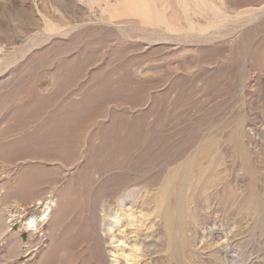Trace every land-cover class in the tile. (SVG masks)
Here are the masks:
<instances>
[{
    "label": "rangeland",
    "instance_id": "374dc122",
    "mask_svg": "<svg viewBox=\"0 0 264 264\" xmlns=\"http://www.w3.org/2000/svg\"><path fill=\"white\" fill-rule=\"evenodd\" d=\"M0 264H264V0H0Z\"/></svg>",
    "mask_w": 264,
    "mask_h": 264
},
{
    "label": "bare ground",
    "instance_id": "6f19581e",
    "mask_svg": "<svg viewBox=\"0 0 264 264\" xmlns=\"http://www.w3.org/2000/svg\"><path fill=\"white\" fill-rule=\"evenodd\" d=\"M21 216V215H20ZM45 211L43 212V215H42V221H44L45 220ZM40 220V221H41ZM39 220L37 219V217L35 218V217H32V218H30L29 219V221H28V223H27V225L28 226H30V227H32V228H34L35 230L38 228V226H39V222H38ZM116 226H117V221H115V222H112L111 224H109V228H108V226H107V228H108V230H109V232L111 233L112 232V237L113 238H115V239H117V240H123V239H125V237H126V234H124V231H122V230H120L119 228V231L117 232V233H115V231H116ZM40 227V226H39ZM124 242V241H123ZM125 242H127V240L125 241Z\"/></svg>",
    "mask_w": 264,
    "mask_h": 264
}]
</instances>
